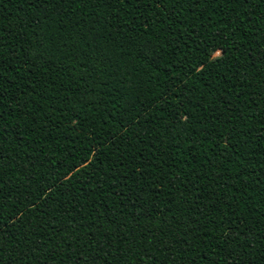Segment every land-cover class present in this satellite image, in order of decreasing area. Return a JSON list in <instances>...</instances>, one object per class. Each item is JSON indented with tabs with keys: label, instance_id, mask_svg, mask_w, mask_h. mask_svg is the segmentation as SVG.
Segmentation results:
<instances>
[{
	"label": "trees",
	"instance_id": "obj_1",
	"mask_svg": "<svg viewBox=\"0 0 264 264\" xmlns=\"http://www.w3.org/2000/svg\"><path fill=\"white\" fill-rule=\"evenodd\" d=\"M0 264H264V0H0Z\"/></svg>",
	"mask_w": 264,
	"mask_h": 264
},
{
	"label": "rangeland",
	"instance_id": "obj_2",
	"mask_svg": "<svg viewBox=\"0 0 264 264\" xmlns=\"http://www.w3.org/2000/svg\"><path fill=\"white\" fill-rule=\"evenodd\" d=\"M217 50L218 49H213L211 51V55H210V58H215V57H219L220 55H217Z\"/></svg>",
	"mask_w": 264,
	"mask_h": 264
},
{
	"label": "snow or ice",
	"instance_id": "obj_3",
	"mask_svg": "<svg viewBox=\"0 0 264 264\" xmlns=\"http://www.w3.org/2000/svg\"><path fill=\"white\" fill-rule=\"evenodd\" d=\"M223 54V51H222V49H220V50H217V55H222Z\"/></svg>",
	"mask_w": 264,
	"mask_h": 264
}]
</instances>
